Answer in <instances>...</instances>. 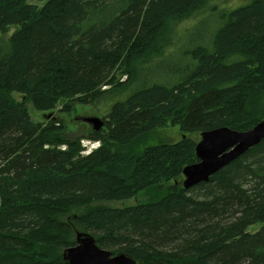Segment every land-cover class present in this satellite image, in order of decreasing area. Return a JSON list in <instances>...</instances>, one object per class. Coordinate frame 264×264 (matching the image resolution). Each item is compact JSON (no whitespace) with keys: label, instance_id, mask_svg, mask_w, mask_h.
Returning <instances> with one entry per match:
<instances>
[{"label":"trees","instance_id":"obj_1","mask_svg":"<svg viewBox=\"0 0 264 264\" xmlns=\"http://www.w3.org/2000/svg\"><path fill=\"white\" fill-rule=\"evenodd\" d=\"M215 2L0 0V264H65L77 232L144 264H264V140L209 182L182 186L198 162L190 136L264 119V1ZM204 16L215 32L179 52L178 26ZM110 94L121 101L90 132L101 146L89 155L63 121L29 113L64 102L71 114ZM168 124L180 142L114 151ZM168 184L155 202L72 213Z\"/></svg>","mask_w":264,"mask_h":264},{"label":"rangeland","instance_id":"obj_2","mask_svg":"<svg viewBox=\"0 0 264 264\" xmlns=\"http://www.w3.org/2000/svg\"><path fill=\"white\" fill-rule=\"evenodd\" d=\"M27 1L29 4L37 5L39 8H42L48 0L42 2L36 0ZM250 2H252V0L249 2H243L241 0H216L215 4H221V7L225 8V11H232L243 6L245 3ZM217 27L218 25L215 17L210 18L208 16H204L182 22L177 28V33L179 32L177 39H183V41L179 44L178 51L182 52L183 50L188 49V46L191 45L196 37L210 38ZM14 31L15 28H12L9 34H13ZM178 60H181L180 63L184 61L183 59ZM175 62L177 61H174L173 63ZM124 80H126V77H122V81ZM105 89L108 88H103V90ZM16 99L20 101L22 97L16 96ZM119 101H121V97L117 96L116 94H110L109 96L103 97L92 104L80 105L76 103L73 105L74 111L71 114L61 113L60 109L64 102L60 103L57 110L48 115L37 112L31 104H29L28 108L33 121L37 124L46 122V119L49 115L52 117L51 119L53 121H63L66 127L65 135L69 137L71 141L79 139L81 146L84 147V152L82 153L84 155H89L96 151L101 145L89 139L90 132L93 130V125L87 124L84 122V120L89 117H99L102 120L106 119V117L111 113L112 106H114ZM183 136L184 135L180 132L179 127H174L171 124H168L166 128L153 130L139 138L132 146L127 149H121L116 146L114 151L120 152L122 154H128L130 152L137 153V151H141L148 146H154L158 144H176L181 141ZM190 138L197 142L200 141L199 135H192ZM65 147L66 146H63V148ZM171 185L172 184L154 186L141 192L137 197L127 201L126 203H94L81 209L73 210L72 213L84 214L89 210H94L97 208H123L126 206L155 202L167 193V191L171 188ZM259 229L260 225H257L253 227L251 231L254 232Z\"/></svg>","mask_w":264,"mask_h":264},{"label":"water","instance_id":"obj_3","mask_svg":"<svg viewBox=\"0 0 264 264\" xmlns=\"http://www.w3.org/2000/svg\"><path fill=\"white\" fill-rule=\"evenodd\" d=\"M84 122L93 125L95 131L104 127V122L99 117H89ZM263 140L264 119L246 132L222 127L202 133L196 146L198 162L183 170V188L188 190L209 182L212 176L258 146ZM63 260L65 264H144L143 261L125 252L113 254L112 251L101 248L89 232L76 233V245L64 250Z\"/></svg>","mask_w":264,"mask_h":264}]
</instances>
